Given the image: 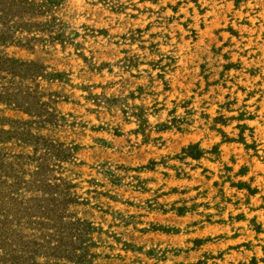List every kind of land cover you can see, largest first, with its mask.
I'll return each mask as SVG.
<instances>
[{"label":"rangeland","instance_id":"1","mask_svg":"<svg viewBox=\"0 0 264 264\" xmlns=\"http://www.w3.org/2000/svg\"><path fill=\"white\" fill-rule=\"evenodd\" d=\"M53 12L63 41L20 29L0 53L59 75L17 77L44 104L0 102V117L69 148L56 174L73 184L68 214L92 229L73 248L83 262L34 259L264 264V0H61ZM193 143L204 154L183 157ZM0 149L37 152L15 138Z\"/></svg>","mask_w":264,"mask_h":264},{"label":"trees","instance_id":"2","mask_svg":"<svg viewBox=\"0 0 264 264\" xmlns=\"http://www.w3.org/2000/svg\"><path fill=\"white\" fill-rule=\"evenodd\" d=\"M60 1L0 0V43L20 29L29 28L35 29L34 35L43 33L47 41H63L65 24L53 14ZM24 16L42 17L43 20L25 21L22 20ZM27 73L31 77L50 79L59 75L47 76L39 63L0 53V102L12 103L24 112H35L44 102L32 92L24 94L15 82L17 77ZM30 122L0 117V143L15 138L37 149L35 154L11 156L0 149V264H44L37 262L36 257L81 263L85 258L73 248L82 233L90 231L92 226L68 214L67 206L76 202L68 191L73 184L55 170L67 161L69 148L30 133L25 129ZM181 153L183 157L199 159L204 150L193 143ZM11 159L28 162L32 168L16 169ZM24 229L30 234L22 233Z\"/></svg>","mask_w":264,"mask_h":264}]
</instances>
